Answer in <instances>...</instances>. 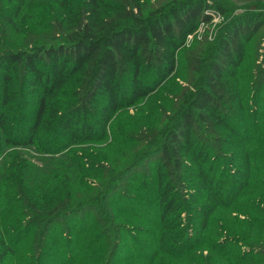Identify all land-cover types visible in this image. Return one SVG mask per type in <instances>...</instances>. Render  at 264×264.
Returning a JSON list of instances; mask_svg holds the SVG:
<instances>
[{
	"label": "trees",
	"instance_id": "trees-1",
	"mask_svg": "<svg viewBox=\"0 0 264 264\" xmlns=\"http://www.w3.org/2000/svg\"><path fill=\"white\" fill-rule=\"evenodd\" d=\"M150 1L0 0V264H264V248L241 245L264 243V67L248 102L236 82L245 45L264 28V4ZM216 14L226 22L197 41ZM42 29H54L56 42H4L7 32ZM167 84L173 96L160 94ZM142 103L141 140L111 131L121 111ZM93 143L149 148L153 175L128 178L152 187L153 206L132 210L113 178L87 182L100 178L82 157ZM151 207L158 231L145 246L130 238V218ZM220 209L229 213L223 239L242 243L209 230Z\"/></svg>",
	"mask_w": 264,
	"mask_h": 264
},
{
	"label": "rangeland",
	"instance_id": "rangeland-1",
	"mask_svg": "<svg viewBox=\"0 0 264 264\" xmlns=\"http://www.w3.org/2000/svg\"><path fill=\"white\" fill-rule=\"evenodd\" d=\"M166 1L167 0H151L147 4V6L154 7ZM260 4H264V0H260ZM212 19H213L212 22L204 24L198 29V31L195 34L197 41H200V39L206 34H208V37L210 39L211 37L214 36V33H216L220 29L223 23L226 22V16L216 17ZM4 36H5L4 42L6 43V46L13 50L29 48L31 46L40 43L47 44V43L56 42L55 39L56 33L54 29H49V30L42 29L39 32L33 31L31 33H27L25 35H19V36L7 32ZM195 42L196 41H193L192 36H190L188 38L186 50L187 49L191 50ZM186 50H184L183 53H185ZM263 57H264V28L257 31L253 35L252 39L245 45L244 56L237 71L236 82L237 84H239L240 91L242 93V97L244 98V100L249 99L248 96L249 92L253 90L255 87V79L257 78L258 73L264 67ZM179 73H182V71L180 70ZM174 80L175 78H172V82H175ZM168 87H169L168 84L166 86H163L160 89V94L166 96H173L175 94L173 89ZM245 101L248 102L247 100ZM156 103L159 104V102ZM143 111H144L143 103L136 105L134 108L121 111L114 119L111 125V131L117 130L120 135L124 136L128 140H141L144 135L142 133L144 123L140 118H137V115L139 113H144ZM262 123L263 124L260 129L261 130L260 136L261 138L262 137L264 138V121ZM144 146L145 145L143 143H139V144L136 143L133 147H126V148L125 147L120 148L119 146L110 147L96 143L87 145L85 147L83 146L85 152L90 154L89 156L87 155L82 156V157H86V161H84L85 166L88 169H90L92 172L94 173L96 172L97 174H100L99 181L95 180L94 179L95 177L93 178L90 177L87 182L91 184L92 187H94L96 185L99 186L102 183L104 184L106 182H110L112 181L113 178L114 182H116L114 184L117 185L118 187L120 186V188L126 191V195H127L126 198L132 200L131 202L128 203L132 210H136V208L141 204H145V206L148 207L153 206L150 205L153 199V196H151L152 187L147 185L146 183L141 184L137 180L135 183H133L132 181H130V178H128V176L133 174V172H138L137 174L139 175L142 174H145L147 176L153 175V171H154L153 166L157 162V158L154 157L153 155H150V153L148 152L149 148H146L147 151L146 152L144 150ZM77 149L79 150V147H77ZM79 154H83V152H79ZM105 172H109V173H105ZM140 179L142 178L140 177ZM95 190L96 188L92 192H85L82 190L79 192L77 190V193L79 192L78 193L79 200L82 199L84 201L94 197ZM245 193L251 194L252 192L249 191L248 189ZM119 196H120L119 192L114 194L113 202H112V206L114 209L117 208L120 209L121 207H123L121 204H118L117 198H119ZM244 202L246 203L247 201L242 200L241 204H244ZM228 216H229L228 210L220 209L214 213L212 219L213 221L211 222L212 223L211 228H209V230L211 232L213 231V234L216 235V238H218L219 241L222 240L224 236H227L224 234L225 232L222 233L220 232V226H221L220 223L222 222V220H225L224 218L227 217L228 219ZM130 219H131L130 226H133V228H135L136 230L135 233H132V235H130L131 236L130 238L133 239L136 243L143 244L145 246H148L149 243L151 244L154 240L153 235H155V233L158 231L155 208L151 207L150 211H148L147 215L143 217V219L140 217H134ZM70 223H72V221H68L67 225H71ZM64 226L62 224H59L57 226L56 233L51 235L48 239V247L50 245H53L56 238L60 236L58 235L59 230L62 229ZM238 226H239L238 230L241 231L242 225L238 223ZM215 232H217V234L220 235L217 236ZM229 238L230 239L234 238L235 240L241 243L243 242V240L235 237L234 235ZM230 239L228 238L223 239L222 242H226L227 240ZM127 240L129 241L130 239ZM263 244L264 243L261 244L258 241H253L252 243L244 242L241 245L243 246V249L248 250L255 247L257 248L259 246L261 248H264ZM123 246H130V243H126ZM262 251L264 252V250ZM202 254L206 256V253L203 251ZM11 263H12V258L7 257L5 264H11ZM206 264H209V262ZM211 264H213V262ZM243 264L246 263L243 262Z\"/></svg>",
	"mask_w": 264,
	"mask_h": 264
},
{
	"label": "built area",
	"instance_id": "built-area-1",
	"mask_svg": "<svg viewBox=\"0 0 264 264\" xmlns=\"http://www.w3.org/2000/svg\"><path fill=\"white\" fill-rule=\"evenodd\" d=\"M216 17H219V15L218 14H216L213 18H216Z\"/></svg>",
	"mask_w": 264,
	"mask_h": 264
}]
</instances>
